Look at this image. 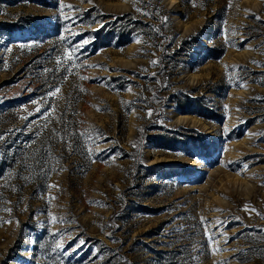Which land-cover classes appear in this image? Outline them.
<instances>
[{"label": "rangeland", "instance_id": "374dc122", "mask_svg": "<svg viewBox=\"0 0 264 264\" xmlns=\"http://www.w3.org/2000/svg\"><path fill=\"white\" fill-rule=\"evenodd\" d=\"M260 65L264 0H0V264H264Z\"/></svg>", "mask_w": 264, "mask_h": 264}, {"label": "snow or ice", "instance_id": "6c2138e0", "mask_svg": "<svg viewBox=\"0 0 264 264\" xmlns=\"http://www.w3.org/2000/svg\"><path fill=\"white\" fill-rule=\"evenodd\" d=\"M88 2L89 3H91V0H88ZM68 7H71V6H68ZM88 41H84V43H87ZM78 47H82V45H80V46H78ZM76 50H78V49H68V50H66V53H65V55H66V58L68 59V60H71L72 59V53L74 52V51H76ZM152 63L154 64V63H156V61H152ZM255 63V62H254ZM260 66H262V67H264V65H260ZM237 67H239V66H237ZM47 71V70H46ZM82 79H83V77H81ZM241 87H243V86H245V85H243V84H241L240 85ZM60 90H59V88H56L54 91H51L50 92V95H52V96H55L58 92H59ZM38 111H39V109H37ZM149 115H150V113H149ZM0 138H2V137H0ZM53 222H56L55 221V218H53ZM203 222V221H202ZM57 247H62V245H57Z\"/></svg>", "mask_w": 264, "mask_h": 264}, {"label": "trees", "instance_id": "16d2710c", "mask_svg": "<svg viewBox=\"0 0 264 264\" xmlns=\"http://www.w3.org/2000/svg\"><path fill=\"white\" fill-rule=\"evenodd\" d=\"M197 101V100H196ZM203 113H205V112H203ZM205 116H208V115H205Z\"/></svg>", "mask_w": 264, "mask_h": 264}]
</instances>
